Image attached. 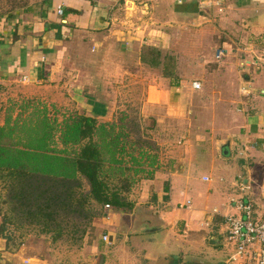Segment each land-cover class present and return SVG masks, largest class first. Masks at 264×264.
Here are the masks:
<instances>
[{
    "label": "crops",
    "instance_id": "1",
    "mask_svg": "<svg viewBox=\"0 0 264 264\" xmlns=\"http://www.w3.org/2000/svg\"><path fill=\"white\" fill-rule=\"evenodd\" d=\"M57 7L62 10L60 16ZM170 32L189 35L191 42L186 49L195 51V43L207 46L212 51L210 62H227L229 56L238 61V50L244 56L239 66L258 70L252 62L259 65L264 57V0H37L25 11L0 17V96L8 99L21 93L26 98L47 99V93H58L57 80L64 71H70L82 86L92 73H126L129 63L139 65L137 58L143 47L174 49ZM204 35L205 42H200L197 37ZM199 58L202 65L204 60ZM236 60L228 62L235 69L238 92L237 99L230 102L231 108L223 112L226 126L219 122V109H214L213 102L200 106L204 111L201 121L190 118L192 98L197 95L203 100L207 95L201 77H193L188 83L179 77L178 86L164 93L152 88L157 103L154 110L179 111L186 121L183 142L176 147L169 144L165 153L166 170L160 172L164 180L160 190L168 188L169 179L174 177L182 178L184 186L189 187L192 166L199 165L205 170L192 178L207 184L205 192H213L216 207L209 212L190 208L185 188L178 192L184 202L181 208L173 207L168 198L161 196L163 201L152 206L160 208L151 211L139 227L135 224L136 235L165 230L173 232L178 242L191 243V247L196 241L216 247L221 245L217 236L226 233L225 217L238 213L234 204L237 198H253L252 220L264 215V107H236L239 94H253L255 90L248 84L250 77L235 68ZM192 81L200 83L201 93H191L196 92L190 88ZM259 87L263 91L258 92L264 93V82ZM194 128L196 133L190 137L188 132ZM228 179L230 189L225 187ZM189 192L196 197L201 194L193 185ZM181 209L189 213L182 214ZM202 214L209 215L205 217L209 231H190L193 221ZM163 238L150 256L145 257V252L138 255L137 251L123 260L124 253L115 248L108 252L107 260L99 257V264H223L191 255L188 250H165ZM105 244L111 245L113 240L108 236Z\"/></svg>",
    "mask_w": 264,
    "mask_h": 264
},
{
    "label": "rangeland",
    "instance_id": "2",
    "mask_svg": "<svg viewBox=\"0 0 264 264\" xmlns=\"http://www.w3.org/2000/svg\"><path fill=\"white\" fill-rule=\"evenodd\" d=\"M36 1L0 0V17L20 10L25 11L29 5H33ZM168 35L174 42V49L158 50L155 64L142 62L140 51L137 58L139 65L129 63L126 73L118 71L112 76L104 72L100 76H95L92 73L84 86L82 83H76L75 77L70 71H64L63 76L57 80L58 93H47V99L35 96L26 98L27 95L21 93L8 99L4 95L0 96V124H3L6 117H10V121L13 120L17 114H20L21 118H30L34 111L43 112L48 120L57 124L62 119L74 117V115H84L93 118L97 124L113 123L116 125V129L120 127L118 130L126 136L124 140L126 152L133 157H137L139 151L145 152L150 161L154 160L153 165H150L148 164L149 160L143 162L141 159L138 166L134 165L132 169L129 168L131 163L128 162V157L124 156L122 166L128 170H125L123 175L108 179L109 188L118 190L125 201L129 203L130 208L114 210L109 207V209H104V207L92 204L93 222H89L88 219L76 220L73 217V219L69 217L63 220L61 215L49 229L12 212L11 207L4 202L6 199L5 182L0 180V264H99V257L104 256V259L107 260L108 252L115 248L124 253L123 260L126 259V256L136 254L137 251L138 255L145 252V257H147L153 254L155 247L160 244L159 240L163 237L165 250L169 248L188 250L191 255H202L200 258L205 260H213L217 263L221 261L223 264H238L228 260L232 246L226 242L224 234L217 236L221 245L216 247L202 241L192 243L191 247V243H180L174 239L173 232L166 233L165 230L151 234L140 232L141 235H136L138 230L135 231V224L141 223L151 211L160 208L152 206L155 202L157 204L163 201L161 196H164V199L168 198L173 207L181 208L184 202L178 196V192L185 188L190 208H199L209 212L213 207H216V200L212 197L213 192L211 195L205 192L207 184H200L192 178V175H201L205 170L199 165L193 164L192 166L193 171L188 178L189 187L184 186L182 178L174 177L168 178L171 183L168 188L164 187L163 190H160L164 181L163 174L160 172L166 170L165 153L170 148L169 144L176 147L183 142L185 136L183 129L186 121L185 115L179 111L174 113L175 111H168L165 108L154 110L153 105L157 103L153 97L155 92L152 88L164 93L166 90L178 86L179 77L187 83L193 77H201L200 79L205 82L207 95L203 100L197 99V95L192 98L193 107L190 118L197 122L201 121L204 111L200 106L204 102L207 106L213 102L214 109H219V122L221 121L225 126L227 124L223 112L229 110L230 102L237 99L238 80L233 64L228 63H233L232 60H236L233 56H229L227 62L219 61L215 64L210 62L212 51H209L207 46L195 43L194 46L197 47L193 51L192 48L186 49L191 42L189 35L172 34L171 32ZM197 39H201L200 42H205V35L197 37ZM235 51L238 58V61H234L237 64L235 68L243 75L249 76L248 84L255 86L253 94H239L240 102L236 101L235 105L236 107L247 105L248 109L260 110L264 107V93L258 92V90L263 91L262 87H256L264 82V75L259 70L245 69V67L239 66V63L244 60V56L242 52ZM146 57L148 58L147 52L143 55V59ZM199 57L204 60L202 65H200ZM239 83L242 84V81ZM181 89L185 90L184 87ZM200 89L191 93H201ZM94 106L96 107L94 108ZM194 130L196 129L188 132L190 137L196 133ZM56 136L55 133V141ZM177 141L180 142L177 143ZM57 147L60 148V146ZM172 180L174 181L172 182ZM212 184L209 185L212 187ZM219 184V193H222L221 183ZM230 184V179L225 180L226 189H230ZM192 185L197 188L198 192H201L199 197L190 194L189 188ZM83 190L87 191L84 182ZM240 200L245 201V197L237 198L234 203ZM251 201L253 202L252 197ZM179 212L189 213L184 209ZM206 216L209 215L202 214L197 220H194V224L189 227V230L193 231L195 228L194 231L208 232ZM137 226L139 227L140 224ZM220 228L223 229L224 226L221 225ZM131 231L134 233L129 234L128 232ZM103 234L108 235L110 240H113V244L102 243L100 236ZM165 234L166 236H164ZM189 240L187 239V241Z\"/></svg>",
    "mask_w": 264,
    "mask_h": 264
},
{
    "label": "trees",
    "instance_id": "3",
    "mask_svg": "<svg viewBox=\"0 0 264 264\" xmlns=\"http://www.w3.org/2000/svg\"><path fill=\"white\" fill-rule=\"evenodd\" d=\"M140 51L142 62L156 63L158 50L143 47ZM146 52L147 60L143 59ZM118 129L113 123L97 124L84 115L62 119L59 124L37 111L27 119L20 114L11 121L6 117L0 125L4 202L12 212L47 229L61 215L63 220L73 217L93 222L92 204L114 210L130 208L118 190L109 188L108 179L128 170L122 166L124 156L132 169L139 160L149 159L145 152H137L138 158L126 152V136Z\"/></svg>",
    "mask_w": 264,
    "mask_h": 264
},
{
    "label": "built area",
    "instance_id": "4",
    "mask_svg": "<svg viewBox=\"0 0 264 264\" xmlns=\"http://www.w3.org/2000/svg\"><path fill=\"white\" fill-rule=\"evenodd\" d=\"M56 14L58 16L62 14L60 7H57ZM259 62V65L252 62L253 67L255 66L260 72H264V57ZM190 88L198 91L200 83L192 81ZM234 204L238 213L225 217V240L232 246L228 260L238 264H264V215L260 219L252 220L253 203L247 196L245 201L240 200ZM104 209H109V207L104 205ZM100 241L107 243L108 235H101Z\"/></svg>",
    "mask_w": 264,
    "mask_h": 264
}]
</instances>
